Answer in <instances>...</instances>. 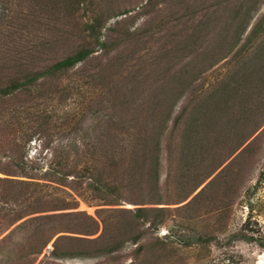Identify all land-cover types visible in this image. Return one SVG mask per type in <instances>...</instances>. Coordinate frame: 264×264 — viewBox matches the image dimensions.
Segmentation results:
<instances>
[{"label": "trees", "instance_id": "trees-1", "mask_svg": "<svg viewBox=\"0 0 264 264\" xmlns=\"http://www.w3.org/2000/svg\"><path fill=\"white\" fill-rule=\"evenodd\" d=\"M63 1L72 23L84 18L79 22V47L1 83L0 98L21 93L35 96L56 81V89L50 91L66 99L71 88L63 86V82L74 69L82 67L81 73L94 88L100 104L108 102L115 113L105 119L100 129L96 125L87 130L86 141L76 151L60 149L39 178L21 175L22 169L0 166V173L5 175L0 176V253L8 255V264H35L36 259L30 257L41 255L53 241L51 254L55 258L118 252L126 242L123 237L126 234L137 244L145 235V225L158 228L173 212L170 207L158 205L188 201L229 157L243 148L207 187L219 186V179L238 157L253 153L261 137L258 132L264 125V15L253 24L264 0H220L213 5L214 16L195 25L187 40L180 39L186 29L180 32L178 29L176 33V28L189 20L188 10L192 7L188 3L193 0H145L144 9L148 12L163 14L165 5L171 1L186 8L178 19L163 16L158 22L150 26L149 22L134 31L124 29L123 21H117L107 32L104 29L110 17L93 1ZM211 21L218 36L210 40ZM153 24H158V31ZM162 30L170 44L174 43L172 47H161L162 55L171 59L192 55L190 61L179 67L175 61L173 72L170 66L162 67L163 72L159 71L157 77L155 71L148 86L144 79L136 80L138 77L120 78L122 69L112 71V55L120 59L122 56L118 54L129 47L138 50ZM148 32L151 34L146 38ZM202 35L204 41L212 43L210 46L201 47ZM222 63L220 67H226L225 71L218 70L209 85L202 82L206 73ZM139 86L145 87L144 92L150 91L149 94L139 97L141 93H135L143 89ZM183 98L186 102L175 115ZM88 103H83L73 118L68 116L66 124L75 121L80 125L93 108V101L89 99ZM43 127L26 140L32 141L37 134L47 136ZM211 144L222 149L221 155L213 153ZM164 147L169 160L168 191L180 193L172 200L171 194H164L161 189ZM189 159L193 160L190 167L185 166ZM23 176L26 179L18 178ZM263 182L264 167L258 186ZM207 187L175 211L194 207ZM81 202L98 207L96 216L81 210ZM125 203L135 207H122ZM123 222L126 224L121 228ZM124 228L123 235L120 229ZM18 234L23 242L15 240ZM181 241L186 245L209 242L200 235ZM144 249L142 245L139 251Z\"/></svg>", "mask_w": 264, "mask_h": 264}, {"label": "rangeland", "instance_id": "rangeland-1", "mask_svg": "<svg viewBox=\"0 0 264 264\" xmlns=\"http://www.w3.org/2000/svg\"><path fill=\"white\" fill-rule=\"evenodd\" d=\"M89 1H93L105 16L110 17L104 32H107V29L114 26L117 21H123L124 29L134 31L149 22H151L149 26L152 22H158L163 16H173V19H178L185 7L181 8L182 5H174V1H171L166 4L167 6L165 5L166 10L162 14L154 10L146 11L145 0ZM198 1L197 4L194 0L188 3V6L192 7L188 10L189 20L185 19L176 28V33L186 29L180 39L187 40V35L195 25L201 20L211 19L214 16L213 5L220 0ZM64 4L63 0H0V84L34 65L39 66L43 62L61 58L79 47V22L82 23L84 18L72 23L66 15ZM207 7H212V10L205 9ZM195 12H197L196 17ZM206 13H210L209 16H205ZM263 15L264 4L257 12L253 24ZM210 23L212 31L208 39L211 40L218 36V30L213 32L214 21ZM153 25L156 28L155 31H158L159 27L156 26L158 24ZM149 34L151 33L148 32L146 38H149ZM166 35L167 33L162 30L154 34L147 45L141 44L138 50L127 48L124 53L118 54L122 56L120 59L116 58V54L112 55L114 63L112 71L122 69L123 75L119 76L120 78L131 75V78L138 77L136 80L144 79L148 82L146 84L148 86L154 80L155 71H158L157 77L159 71L163 72L162 67L170 66L173 72L176 62L179 63L176 67H179L190 61L192 55L182 54L174 59L162 55L161 47L166 48L168 45L172 47L174 44H170ZM163 37L166 39H162ZM174 40L172 38V42ZM201 41H204L203 35ZM211 44L210 41H204L201 47ZM183 56L185 59H181ZM222 65L224 64H219L213 71L206 73L201 79L202 82L209 85L218 70H226V67H220ZM81 68L74 69L63 82V86L71 88V94L66 99H63L60 93L51 92L57 87L56 81H53L54 83H51L50 88L43 91L44 93H36L35 96L21 93L0 98V166L2 168L22 169L24 174L21 175L39 178L52 165L54 155L59 154L60 149L66 148L68 152L76 151L81 142L86 141L87 130L96 125L100 129L105 124V119L115 113L108 102L100 104L101 100L96 96L94 88L88 84L86 77L84 78ZM139 88L143 87L139 86ZM144 88L136 90L135 93L140 92L139 97H145L150 91L148 88L149 92H144ZM89 99L94 103L93 108L83 122L80 125L75 121L66 124L68 116L73 118L76 113H79L83 103L89 104ZM185 102L186 98L180 101L175 115L179 113ZM40 127H43L45 132L48 131L47 136L42 137L37 134L32 141L28 142L26 140L28 135L41 129ZM258 134L261 137L253 153L244 158L238 157L231 168L219 179V186L207 187L243 148L229 157L226 163L188 201L181 204L158 205L170 207L173 212L169 214L167 222L158 228L145 225L143 227L145 235L137 244L131 240L130 234L124 235L126 232L124 228L120 229L121 233H124L123 237L126 238L123 248L109 255L55 258L51 254L54 249L53 241L41 255L30 258L36 259L35 264L42 261L56 264H264V246H261L264 243V182L258 186L264 167V125ZM210 149L213 153L216 152V156L221 155L222 149L218 150L215 144H211ZM226 154L227 152L224 153L225 156ZM191 163L193 160L189 159L185 166L190 167ZM168 172V153L164 147L161 189L164 194H171L169 199L172 200L180 193L176 190L168 191ZM0 176L5 175L0 173ZM24 176L18 178L26 179ZM205 187L207 190L194 207L180 212L175 211L177 207L192 200ZM52 191L64 194L56 189ZM176 193H178L177 196ZM122 207L134 208L135 206L125 203ZM97 208L84 202H81L80 206L81 210H86L95 216ZM125 224L123 222L121 228L125 227ZM199 235L208 239L209 242L186 245L181 241L182 238H194ZM15 240L23 242L20 234L15 237ZM142 245H145V249L139 251ZM4 254L0 253V264L9 263L8 255Z\"/></svg>", "mask_w": 264, "mask_h": 264}, {"label": "water", "instance_id": "water-1", "mask_svg": "<svg viewBox=\"0 0 264 264\" xmlns=\"http://www.w3.org/2000/svg\"><path fill=\"white\" fill-rule=\"evenodd\" d=\"M53 249V248H52Z\"/></svg>", "mask_w": 264, "mask_h": 264}]
</instances>
